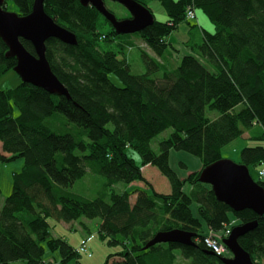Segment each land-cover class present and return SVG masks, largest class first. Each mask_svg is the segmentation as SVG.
<instances>
[{"label":"trees","instance_id":"trees-1","mask_svg":"<svg viewBox=\"0 0 264 264\" xmlns=\"http://www.w3.org/2000/svg\"><path fill=\"white\" fill-rule=\"evenodd\" d=\"M135 1L147 7L158 2L167 17L133 34L164 61L162 66L141 50L145 73L140 75L131 73L125 42L117 52L99 48L100 41L131 35H117L96 9L83 7L79 0H44V12L76 37V45L45 42L51 71L69 98L23 82L0 90V162L24 161L0 209V264H49L45 249L58 252V264H81L83 253L54 237L48 222L71 223L81 217L99 219L98 233L108 244L124 238L123 250L109 255L104 264H174L175 250L187 264H223L221 258H229V252L218 256L203 239H222V233L216 234L224 225L253 221L256 226L238 244L253 264L264 263V216L233 212L217 201L209 185L199 182L200 171L220 160L221 150L244 133L262 145L243 147L240 164L248 170L264 165V0ZM9 2L24 16L33 0H6L5 10ZM189 6L201 11L215 30H202V38L187 45L190 52L176 61L167 39L182 23L196 27L185 20ZM103 24L110 27L108 34L98 31ZM20 42L34 55L28 41ZM6 52L0 38V77L16 65ZM207 110L218 115L211 119ZM168 129L171 135L158 143L155 153L151 142ZM129 149L139 155V165L126 154ZM170 151L198 158L201 170L182 180L169 167ZM145 166L167 180L169 194L153 189L147 170L142 171ZM88 173L105 179L108 201L72 191ZM120 183L141 187L116 192L114 186ZM256 183L264 191V180ZM149 188L151 193L145 190ZM173 229L194 234L193 246L157 243L144 249L156 234ZM87 250L90 256L83 255L91 257Z\"/></svg>","mask_w":264,"mask_h":264},{"label":"water","instance_id":"water-1","mask_svg":"<svg viewBox=\"0 0 264 264\" xmlns=\"http://www.w3.org/2000/svg\"><path fill=\"white\" fill-rule=\"evenodd\" d=\"M6 0H0V38L7 46L6 58H15L13 71L21 82L40 88L49 94L69 98L64 85L51 71L46 58L45 42L57 39L67 45H76L75 35L57 25L43 10L44 0H33L30 13L20 16L4 9ZM105 1L118 3L124 7L130 17L117 19L106 6ZM83 7H93L108 21L117 35H133L150 27L154 16L149 7L135 0H79ZM20 39L28 41L34 49L30 54L21 44ZM199 182L211 187L217 201L224 203L233 212L250 210L255 215L264 216V191L249 174L243 164H235L230 160L220 159L204 167L199 174ZM257 222L237 225L230 235L222 240L231 257H223V264H253L248 253L238 244V238L256 226ZM192 233L173 229L161 232L144 247L147 249L157 243H175L193 246ZM209 254H213L209 252Z\"/></svg>","mask_w":264,"mask_h":264},{"label":"rangeland","instance_id":"rangeland-1","mask_svg":"<svg viewBox=\"0 0 264 264\" xmlns=\"http://www.w3.org/2000/svg\"><path fill=\"white\" fill-rule=\"evenodd\" d=\"M105 6L109 11H112L113 14L118 19H126L129 16L128 11L119 5L118 3H114L111 1H105ZM148 7L150 8L154 19L158 22H165L166 15L163 11V8L157 2H149ZM6 11L16 13L14 6L9 2L8 6H6ZM196 14L199 16L198 11ZM197 16V19H198ZM204 21V19L201 17ZM199 21V20H198ZM205 22V21H204ZM197 21L192 20L190 25H196ZM201 24V23H200ZM108 25H100L98 27V31L102 34H108L109 32ZM189 30V26L186 23H182L178 30L174 33H171L170 41H176V44L182 42L187 39V32ZM213 30V29H212ZM126 39H129V43L132 44L133 48L131 51H126L124 49V53L126 58L128 59L131 73L134 75H140L145 73V67L141 60V48L139 47L140 38L135 35L131 36H121L119 38H114L111 42H99V48L103 51L112 50L117 52L119 50L118 44L124 43ZM178 53H180L179 60L181 57L187 53V49L184 47V44L179 46ZM176 49V51H177ZM158 77L160 75H157ZM108 78L115 83L116 86H121L120 82L113 75L109 74ZM21 82L20 77L13 71L9 70L2 77H0V90H7L10 88L16 87ZM13 115L17 116L18 111L16 108H13ZM207 115L209 118L213 119L218 114L216 112H209L207 110ZM172 133V129H168L159 136H157L151 142V148L155 153H158V143L161 140L168 138ZM258 142H254L246 139H238L230 145L226 146L221 150V159L230 160L235 164H240V150L246 146H255ZM1 149V147H0ZM126 154L129 158L133 159L137 165L140 164L141 160L139 155L133 151L132 149L127 150ZM24 161L22 158H16L9 162H0V209L4 204V200L12 190V180L13 175L19 173L23 167ZM169 167L175 171L182 180H184L188 174L194 171H200L202 168L201 162L198 158L193 157L184 152H171V157L169 158ZM264 170V165L258 167H250L249 174L252 179L257 182L259 179V174ZM147 178L150 180L153 185V189L162 194H169L171 189L167 182V180L162 177L155 168L152 170L145 171ZM140 187L138 183L131 184L130 186H126L124 184H117L114 186V190L116 192H123L124 190L129 193L132 192L135 188ZM148 193L152 192V189H145ZM183 190L185 193H188L190 190V186L185 184L183 186ZM72 191L82 195L89 199L94 198H102L105 201H108L107 191L105 187V179L102 176L88 173L83 180L78 181L72 187ZM132 197H134L132 195ZM191 210L196 216V206L193 204ZM50 224V232L54 237L63 238L72 248H79L82 244V241L88 239L90 235H93L92 239H88L86 242V246L91 252V257H87L86 255L80 254L79 261L81 264H104L109 255H115L123 250L122 242L124 238L121 236L117 237L119 243L114 245L108 244L107 239H102L98 233V226L100 224L99 219H86L81 217L77 221H73L71 223L58 222L53 219L48 220ZM204 231L207 233L206 227ZM209 234V233H207ZM221 232L217 233L216 236L220 237ZM45 246V243H42ZM230 254V253H229ZM231 255V254H230ZM175 262L174 264H187L189 261L185 260L179 250H175ZM231 257V256H230ZM45 261L47 260L49 264H58L60 261L58 252H51L48 249H45L44 254ZM75 261H71L69 264H74Z\"/></svg>","mask_w":264,"mask_h":264},{"label":"crops","instance_id":"crops-1","mask_svg":"<svg viewBox=\"0 0 264 264\" xmlns=\"http://www.w3.org/2000/svg\"><path fill=\"white\" fill-rule=\"evenodd\" d=\"M154 2V1H153ZM158 3V2H157ZM160 5V4H159ZM164 11V10H163ZM198 11L199 13V16L196 14V21H197V24H196V27L195 28H191V29H187L188 30V34H187V39L182 41V42H179L178 44H176V41H170L169 38L171 37V35L168 36V39H167V45H168V48H169V51H170V54L172 53L173 55V58L176 60V61H179V56H180V53H178V47L181 46L182 44H184V47L187 49V53L188 54L190 52L189 48L187 47V45H190L192 41H197V40H200V38H202V30H206L210 33L214 32V26L209 22V20L206 18V16L199 10H196ZM197 16H198V19H197ZM201 17L204 19V21L201 19ZM199 20V21H198ZM166 21H167V18H166ZM165 21V22H166ZM201 23V24H200ZM181 25V24H180ZM179 25V26H180ZM190 26H193V25H190ZM179 28V27H178ZM178 28L175 30L177 31ZM213 29V30H212ZM174 31V32H175ZM172 32V33H174ZM140 45L139 47L141 48V50L145 51L149 56H151L152 58H154L158 63H160L162 66L164 65V61L163 59H159L157 57H155L151 51L146 47V45L140 41ZM125 45H126V48L125 50L128 52V51H131L133 46L132 44L129 43V39H126L125 41ZM177 49V51H176ZM185 55V54H184ZM183 55V56H184ZM171 59V57H169V60ZM127 62H128V59H127ZM172 62V60H171ZM129 64V62H128ZM130 66V65H129ZM242 139H246V140H249V135L248 133H244L241 137ZM240 139V138H239ZM238 140V139H237ZM235 142V141H234ZM171 152H174V151H170L169 153V158L171 157ZM149 169V166H145L142 168V171L144 170H148ZM199 171V170H198ZM180 177V176H179ZM182 179V178H181ZM134 184V183H132ZM140 186V185H139ZM141 187V186H140ZM234 224V222H233ZM47 261V260H46ZM264 264V263H263Z\"/></svg>","mask_w":264,"mask_h":264},{"label":"built area","instance_id":"built-area-1","mask_svg":"<svg viewBox=\"0 0 264 264\" xmlns=\"http://www.w3.org/2000/svg\"><path fill=\"white\" fill-rule=\"evenodd\" d=\"M195 18H196L195 8L193 6L187 7V9L185 11V20L191 21V20H194ZM259 178L261 180H264V170L260 172ZM233 227H234V225H229V224L224 225V229L221 231V233L223 235L222 239H224L230 235ZM222 239L216 240L215 238L208 236L203 240H204L205 246L210 251H212L213 253H215L218 256H221V255H224L225 253H227L226 247L222 244ZM78 252L83 253V254H87V256H90L85 244H82L79 247Z\"/></svg>","mask_w":264,"mask_h":264},{"label":"flooded vegetation","instance_id":"flooded-vegetation-1","mask_svg":"<svg viewBox=\"0 0 264 264\" xmlns=\"http://www.w3.org/2000/svg\"><path fill=\"white\" fill-rule=\"evenodd\" d=\"M129 17H130V15H129ZM129 17H128V18H129Z\"/></svg>","mask_w":264,"mask_h":264}]
</instances>
